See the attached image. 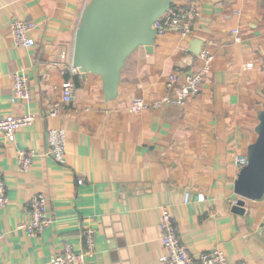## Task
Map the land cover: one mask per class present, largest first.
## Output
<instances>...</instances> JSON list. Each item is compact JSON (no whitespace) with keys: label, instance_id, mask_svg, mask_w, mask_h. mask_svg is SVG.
I'll return each instance as SVG.
<instances>
[{"label":"crops","instance_id":"crops-1","mask_svg":"<svg viewBox=\"0 0 264 264\" xmlns=\"http://www.w3.org/2000/svg\"><path fill=\"white\" fill-rule=\"evenodd\" d=\"M90 1L0 0V119L36 116L14 143L0 144L9 198L0 208V264H51L68 244L82 251L88 228L96 237L88 264H164V207L195 256L219 248L232 263L264 264V197L247 199L243 214L233 211L242 169L235 157L248 156L264 107V0H198L192 35H157L151 53L139 46L114 100L106 99L100 75L70 71ZM17 18L35 23L32 48L15 44L10 25ZM205 49L215 59L199 95L184 105L129 109L135 100L161 98L173 72L201 69ZM21 65L31 101L13 100L11 73ZM65 82L76 88L71 102L62 99ZM55 107L57 116L48 117ZM52 127L66 130V164L46 155ZM23 149L37 153L26 172ZM37 193L47 195L53 223L31 236L21 225Z\"/></svg>","mask_w":264,"mask_h":264},{"label":"built area","instance_id":"built-area-1","mask_svg":"<svg viewBox=\"0 0 264 264\" xmlns=\"http://www.w3.org/2000/svg\"><path fill=\"white\" fill-rule=\"evenodd\" d=\"M200 16L198 0H186L183 3L177 1L171 2L167 12L158 18L154 23L157 35L170 31H175L183 38L192 35L196 21ZM35 28V23L27 19H14L10 25L11 35L15 44L19 47L32 48L35 40L31 33ZM236 29L234 33L239 34ZM241 37H237L236 42H240ZM203 60V66L196 72L175 71L170 74L166 93L159 99L147 101L138 99L132 102L129 109L134 112H140L148 109H158L164 105L178 104L184 105L188 99L199 95L203 85L210 74L212 62L215 56L209 49L200 53ZM253 64H247L246 67H252ZM28 67L21 65L17 70L11 73L13 79V100L31 101L32 88L27 73ZM72 74L81 73L79 68L73 63L70 66ZM75 87L72 83L65 82L62 90V99L65 102H71L74 97ZM58 109L55 107L48 117H56ZM36 120L33 114L26 115H8L0 119V144L2 141L14 143L17 132L27 126L32 125ZM67 152V133L64 128H50L48 131V150L47 156L52 157L60 164H66ZM37 153L34 149H23L19 152V165L23 171H29ZM235 162L243 168L248 164V156L237 155ZM190 195L186 194L185 201H189ZM204 199V197H202ZM9 202L7 187L4 178L0 173V208L6 207ZM29 219L22 223L23 228L28 235L36 236L43 232L53 223V217L48 210V197L45 193L34 195L28 206ZM162 245L163 255L160 256V262L164 264H248L246 262L232 263L229 261L225 252L219 248H212L199 256L190 252L188 247L181 241L178 232L176 219L172 216L169 209L164 207L162 212ZM3 235L0 233V240ZM84 248L76 252L72 245H66L65 249L51 259V264H88V258L95 253L96 237L95 231L88 228L83 233Z\"/></svg>","mask_w":264,"mask_h":264},{"label":"water","instance_id":"water-1","mask_svg":"<svg viewBox=\"0 0 264 264\" xmlns=\"http://www.w3.org/2000/svg\"><path fill=\"white\" fill-rule=\"evenodd\" d=\"M172 0H91L76 33L73 65L83 78L101 76L107 100L119 92L121 70L126 59L139 47L151 53L157 37L154 23L164 15ZM258 137L249 147L248 164L235 183L240 196L233 211L245 212L246 200L264 197V107L256 127Z\"/></svg>","mask_w":264,"mask_h":264}]
</instances>
